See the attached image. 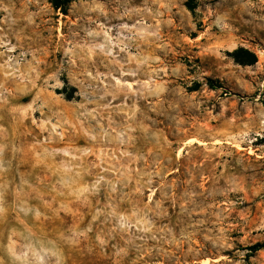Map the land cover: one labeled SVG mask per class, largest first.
<instances>
[{
	"label": "rangeland",
	"instance_id": "374dc122",
	"mask_svg": "<svg viewBox=\"0 0 264 264\" xmlns=\"http://www.w3.org/2000/svg\"><path fill=\"white\" fill-rule=\"evenodd\" d=\"M257 242L264 0H0V264H264Z\"/></svg>",
	"mask_w": 264,
	"mask_h": 264
},
{
	"label": "trees",
	"instance_id": "16d2710c",
	"mask_svg": "<svg viewBox=\"0 0 264 264\" xmlns=\"http://www.w3.org/2000/svg\"><path fill=\"white\" fill-rule=\"evenodd\" d=\"M74 0H50L52 6L55 9H60L61 11H65L67 6ZM231 57L233 60L239 64L242 65H250L253 64L257 61V56L256 54L243 47H238L235 50H233L230 53ZM68 99H70L72 96L71 94H67L66 96ZM264 248V243H254L250 246H248V249L250 250L251 253L256 252L257 250Z\"/></svg>",
	"mask_w": 264,
	"mask_h": 264
}]
</instances>
